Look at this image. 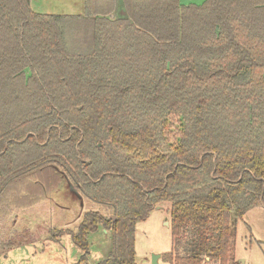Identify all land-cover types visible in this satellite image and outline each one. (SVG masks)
Instances as JSON below:
<instances>
[{
	"label": "trees",
	"instance_id": "obj_1",
	"mask_svg": "<svg viewBox=\"0 0 264 264\" xmlns=\"http://www.w3.org/2000/svg\"><path fill=\"white\" fill-rule=\"evenodd\" d=\"M31 1L0 0V215L73 185L109 211L72 231L82 259L104 227L97 264H138L137 223L170 202L164 261L235 264L264 204V0Z\"/></svg>",
	"mask_w": 264,
	"mask_h": 264
},
{
	"label": "rangeland",
	"instance_id": "obj_2",
	"mask_svg": "<svg viewBox=\"0 0 264 264\" xmlns=\"http://www.w3.org/2000/svg\"><path fill=\"white\" fill-rule=\"evenodd\" d=\"M85 2L86 0H35L33 9L47 14L82 15L85 12ZM124 12L123 1L116 0L114 15L122 16ZM37 205L33 209L37 211H29L25 216L32 218L33 213L37 214L36 231L32 230L31 226L27 228L28 222L23 217V211L0 215V250H5L2 243L9 240L16 243V248L8 260L0 255V264H97L112 250V231L107 229L109 233H106L104 229L99 228L89 234L88 254L85 260L82 259L85 251L73 242L72 231L77 230L85 212L109 211L77 187L66 184L60 191ZM169 208L170 202H163L151 212L147 220L137 223L138 264H153L154 255H162L172 250ZM16 221L19 224L14 228L12 225ZM53 236L57 237V240ZM27 241V244L21 246ZM234 241L235 264H264V205L251 209L238 221ZM22 257L25 259L18 262ZM158 264L170 263L160 257Z\"/></svg>",
	"mask_w": 264,
	"mask_h": 264
},
{
	"label": "crops",
	"instance_id": "obj_3",
	"mask_svg": "<svg viewBox=\"0 0 264 264\" xmlns=\"http://www.w3.org/2000/svg\"><path fill=\"white\" fill-rule=\"evenodd\" d=\"M116 1V0H115ZM205 0H187V2H184L183 0H181V2L183 3V4H190V3H197V4H200V3H202V2H204ZM34 2H35V0H32L31 1V4H32V7H33V4H34ZM119 10H122V9H119ZM125 13V12H124ZM38 206V205H37ZM35 207V206H34ZM34 207H32V208H29V209H22V210H20V211H23V214H24V216L23 217H25L26 216V213H28L29 214V211H37V210H33L34 209ZM36 208V207H35ZM32 209V210H31ZM25 212V213H24ZM35 214L33 213V217L32 218H30V216H27V217H25V219L27 220V224H28V226H27V228H29L30 226H31V229L32 230H35L36 231V228H35V225L37 224V219H38V216H37V214L34 216ZM82 219V218H81ZM19 220V218L17 219V221ZM16 221V223H13V225H12V227H14V228H17V223L19 224V222H17ZM81 222V221H80ZM101 229H104V232H106V233H109V230H107V229H105L104 227H100ZM56 240H57V238H56ZM28 243V241L27 242H25V243H22L21 244V246L23 245V244H27ZM19 246V245H18ZM20 246V247H21ZM16 248V246H13L12 248H10V249H7V248H5V250L2 248V250H0V255H2V256H4L5 257V259L6 260H8L9 258H10V256H12V252L14 251V249ZM7 249V250H6ZM111 249H113V248H111ZM112 250H109L108 251V254L111 252ZM107 254V255H108ZM23 259H20V260H18V262H22L25 258L24 257H22ZM17 262V263H18Z\"/></svg>",
	"mask_w": 264,
	"mask_h": 264
},
{
	"label": "water",
	"instance_id": "obj_4",
	"mask_svg": "<svg viewBox=\"0 0 264 264\" xmlns=\"http://www.w3.org/2000/svg\"><path fill=\"white\" fill-rule=\"evenodd\" d=\"M160 257H161L160 254L154 255V257H153V264H158V260H159Z\"/></svg>",
	"mask_w": 264,
	"mask_h": 264
}]
</instances>
